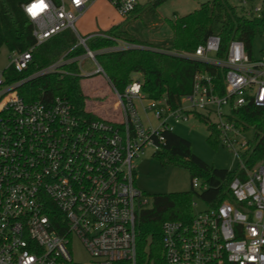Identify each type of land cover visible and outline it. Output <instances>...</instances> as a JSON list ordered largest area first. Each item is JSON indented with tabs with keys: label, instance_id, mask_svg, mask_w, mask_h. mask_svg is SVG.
<instances>
[{
	"label": "built area",
	"instance_id": "2783aa9c",
	"mask_svg": "<svg viewBox=\"0 0 264 264\" xmlns=\"http://www.w3.org/2000/svg\"><path fill=\"white\" fill-rule=\"evenodd\" d=\"M95 0H29L22 9L32 23L34 43L9 50L0 69V264H79L69 247L80 240L90 264H264V155L248 161V133L228 117L247 104L264 105V52L251 57L233 39L219 55L221 38L210 34L194 51H168L222 70L196 71L191 89L176 106L166 97L150 99L138 77L118 91L111 85L120 120L89 118L65 97L25 100L18 87L52 72L62 63L87 57L97 63L75 22ZM124 17L137 0H107ZM242 12L258 17L264 0H236ZM71 29L85 53L59 59L19 79L32 62L34 48L52 35ZM145 48L123 42L109 49ZM87 75L92 73H86ZM146 101V103H145ZM150 113L157 125L144 123ZM199 112L214 124L219 142L237 160L229 182L230 198L193 211L188 221L161 224L162 259H145L137 251V220L151 202L135 185L133 157L150 144L156 149L170 122ZM158 141V142H156ZM198 194L208 189L202 178L191 180ZM229 199V200H228ZM231 200V201H230ZM192 207L196 203L191 202Z\"/></svg>",
	"mask_w": 264,
	"mask_h": 264
},
{
	"label": "trees",
	"instance_id": "16d2710c",
	"mask_svg": "<svg viewBox=\"0 0 264 264\" xmlns=\"http://www.w3.org/2000/svg\"><path fill=\"white\" fill-rule=\"evenodd\" d=\"M27 1L0 0V47L21 51L34 43L32 23L21 6ZM163 1L150 2L142 25L143 28H150L151 22H164L171 30V36L164 44H154L126 27L128 15L138 10V3L120 23L98 31L104 35L94 34L86 39L87 47L95 52V58L109 83L118 91H123L132 81V74L136 73L140 76L141 91L146 97L158 99L164 96L168 103L176 106L180 97L190 91L196 71L216 72L217 81L222 87V70L168 51H194L208 35L218 34L221 38L219 55L231 40L237 39L243 42L246 52L252 57L255 38L264 34V4L258 17H248L231 0H207L191 12L183 15L174 12L172 17L163 21L155 15V6ZM118 40L140 44L145 48L109 49L115 47ZM84 53L77 35L71 29H65L34 48L33 60L26 70L21 73L9 70V74L12 79H19L61 58L70 59ZM82 78L77 62H66L55 71L24 81L18 87V92L27 101L63 96L72 103L77 113L96 118L86 109L88 97L81 87ZM193 115L205 121L208 130L206 141L213 145L218 143L219 134L214 124L199 112H193ZM228 118L248 133V161L262 157L264 105L247 104L232 109ZM161 134L164 140L156 141L158 147L152 152V157L161 165L174 164L187 169L191 180L194 177L202 178L209 187L198 194L192 186L186 191L153 194L151 206L142 209L137 220V251L145 259H162L161 224L164 220L188 221L193 214L191 202L194 194L208 205H215L225 198L231 199L228 184L237 175L236 169L216 168L203 161L192 152L191 143L186 138L169 130Z\"/></svg>",
	"mask_w": 264,
	"mask_h": 264
},
{
	"label": "rangeland",
	"instance_id": "374dc122",
	"mask_svg": "<svg viewBox=\"0 0 264 264\" xmlns=\"http://www.w3.org/2000/svg\"><path fill=\"white\" fill-rule=\"evenodd\" d=\"M207 0H164L155 6V15L158 18H170L173 13L183 15L199 7L201 2ZM150 2L153 0H137L138 10L128 15V24L131 32L141 35L142 38L149 40L154 44H164L171 36L170 28L164 23H149L150 28H143V22ZM236 4V0H231ZM151 10V9H150ZM148 13H151L149 11ZM154 14V13H153ZM137 15L136 19L134 18ZM123 17L110 5L107 0H95L89 3L82 15L75 22L77 33L81 36L90 33H96L100 30H106L111 26L122 21ZM138 33V34H137ZM118 40L116 45H123ZM264 52V34L257 36L252 45V56L259 58ZM9 50L5 46L0 47V69H4L8 64ZM78 69L84 78L81 79V87L87 95L86 109L94 115L110 120H120V113L115 107L114 91L103 75V73H94L97 69V63L87 57H81L77 60ZM86 73H92L87 75ZM132 77H140L139 74H132ZM146 103V101H145ZM144 123L150 122L156 126V121L150 113L144 115L140 112ZM171 130L186 138L191 143L192 152L206 163L216 168L236 169L237 160L233 154L218 141L216 144H210L206 141L208 134L205 121L191 115L185 121L170 122ZM154 146L144 145L142 151L133 157L135 165V185L143 194L152 201L153 194L186 191L191 188V177L187 169L174 165H161L152 157ZM229 200V199H228ZM231 201V200H230ZM192 211L204 209L206 204L200 197L194 194ZM73 259L79 264H90V256L79 239L72 236L69 245Z\"/></svg>",
	"mask_w": 264,
	"mask_h": 264
},
{
	"label": "crops",
	"instance_id": "0c3cea01",
	"mask_svg": "<svg viewBox=\"0 0 264 264\" xmlns=\"http://www.w3.org/2000/svg\"><path fill=\"white\" fill-rule=\"evenodd\" d=\"M86 35H88V34H86ZM85 36V35H84Z\"/></svg>",
	"mask_w": 264,
	"mask_h": 264
}]
</instances>
